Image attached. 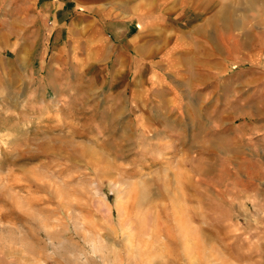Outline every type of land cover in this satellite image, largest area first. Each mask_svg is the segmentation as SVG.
I'll return each mask as SVG.
<instances>
[{
	"label": "rangeland",
	"instance_id": "obj_1",
	"mask_svg": "<svg viewBox=\"0 0 264 264\" xmlns=\"http://www.w3.org/2000/svg\"><path fill=\"white\" fill-rule=\"evenodd\" d=\"M94 1L0 0V264H264V0Z\"/></svg>",
	"mask_w": 264,
	"mask_h": 264
},
{
	"label": "crops",
	"instance_id": "obj_2",
	"mask_svg": "<svg viewBox=\"0 0 264 264\" xmlns=\"http://www.w3.org/2000/svg\"><path fill=\"white\" fill-rule=\"evenodd\" d=\"M15 3L17 4V11L22 17L24 14H32V18L39 17L40 20L46 19L47 16H51L53 13L54 17L58 19L59 16L61 17L68 13L69 5H73L74 9L78 10H85L89 8V6L90 9H95L94 5H96L94 0H15ZM218 12L222 15L221 19L223 20L224 25H229L230 17L229 15H226L227 10L224 7H221ZM80 25L86 28L87 22L81 23ZM37 27L40 29L41 25L39 24ZM135 39L136 37L133 38L134 42Z\"/></svg>",
	"mask_w": 264,
	"mask_h": 264
}]
</instances>
